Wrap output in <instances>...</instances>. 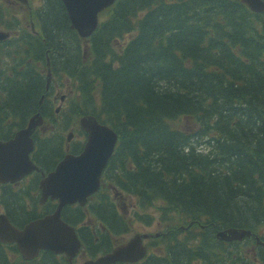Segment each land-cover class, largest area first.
<instances>
[{
	"label": "trees",
	"instance_id": "16d2710c",
	"mask_svg": "<svg viewBox=\"0 0 264 264\" xmlns=\"http://www.w3.org/2000/svg\"><path fill=\"white\" fill-rule=\"evenodd\" d=\"M47 3L44 35L31 53L27 36L9 49L0 45V139L41 110L33 158L49 169L61 157L64 132L91 113L119 134L107 179L117 193L159 210L170 231L155 239L162 257L143 264H252L243 242L217 241L214 232L264 233V11L240 0H115L96 31L79 38L61 2ZM46 56L55 76L71 83L58 121L44 89ZM22 195L0 193L15 224L42 214L25 210ZM106 196L62 210L73 225L92 221L78 229L91 253L110 250L130 230ZM96 220L104 229L99 240ZM189 223L193 232L177 229ZM175 229L186 240L177 241ZM0 264L23 263L13 245L0 243Z\"/></svg>",
	"mask_w": 264,
	"mask_h": 264
},
{
	"label": "water",
	"instance_id": "95a60500",
	"mask_svg": "<svg viewBox=\"0 0 264 264\" xmlns=\"http://www.w3.org/2000/svg\"><path fill=\"white\" fill-rule=\"evenodd\" d=\"M62 1L71 22L70 26L76 29L80 36H88L92 32L96 26L97 12L113 2ZM242 1L254 11L264 9L263 0ZM40 122V115L35 113L30 117L28 125L18 130L14 138L6 142L0 141V181L15 180L35 168L28 156L32 148L30 133ZM80 124L87 132L82 152L78 155L66 154L39 183L42 199L50 195L58 200L53 213L30 221L22 229H17L5 215H0V240L15 242L24 258L34 256L40 248H47L53 252H64L71 264V257L79 246L74 228L60 218V209L64 204L74 201L82 204L86 196L96 189L100 170L111 154L117 137L114 131L99 124L93 116H83ZM245 234H249V231L226 228L218 231L216 237L231 240L240 239ZM141 236L146 235H135L129 242L83 264H111L117 260H134L144 253L143 247L140 246Z\"/></svg>",
	"mask_w": 264,
	"mask_h": 264
},
{
	"label": "flooded vegetation",
	"instance_id": "af4514ba",
	"mask_svg": "<svg viewBox=\"0 0 264 264\" xmlns=\"http://www.w3.org/2000/svg\"><path fill=\"white\" fill-rule=\"evenodd\" d=\"M35 0H32L34 2ZM40 1V0H38ZM30 4V0H28L27 4H22L19 0H0V30L6 31L9 34H12L14 38H18L19 32H22L24 34H30V41L28 42L30 44V53L31 49L33 48V45H31L35 40L39 41L40 39H36L35 36V26L41 28L39 25H37L36 22H41V26L43 27L44 24V18L45 13L47 11V4L45 6V9L38 14L36 12V5ZM40 5V4H38ZM49 5V4H48ZM64 9V7H63ZM65 15L66 11L64 9ZM67 16V15H66ZM54 100L56 98V95L53 96ZM32 198V197H30ZM36 205V204H35ZM27 208L30 209V203L28 204ZM26 210V208H25ZM33 210V209H31ZM30 210V211H31ZM36 211V208H35ZM96 229H94L92 232H95ZM85 233L88 231L85 230ZM89 234V233H88ZM100 234V232H98ZM90 235V234H89ZM83 239V236H82ZM92 240V238H90ZM47 253V254H46ZM41 260L45 258V254L47 256H53L49 251L43 250L42 251ZM56 258V257H55ZM45 260V259H44ZM55 264H58L57 261L53 258ZM30 264H36V262H32L30 260Z\"/></svg>",
	"mask_w": 264,
	"mask_h": 264
},
{
	"label": "rangeland",
	"instance_id": "374dc122",
	"mask_svg": "<svg viewBox=\"0 0 264 264\" xmlns=\"http://www.w3.org/2000/svg\"><path fill=\"white\" fill-rule=\"evenodd\" d=\"M130 203L132 204V200L130 201ZM149 212H151V211L149 210ZM156 229H157L156 225L150 226V225H145L142 222H134L133 230L129 234H127V237H129L130 235H132L135 232H145L146 230L153 232ZM124 235H126V234H124ZM80 258L78 259L77 263L81 261ZM49 262H51V261L49 260Z\"/></svg>",
	"mask_w": 264,
	"mask_h": 264
},
{
	"label": "bare ground",
	"instance_id": "6f19581e",
	"mask_svg": "<svg viewBox=\"0 0 264 264\" xmlns=\"http://www.w3.org/2000/svg\"><path fill=\"white\" fill-rule=\"evenodd\" d=\"M43 47V46H42ZM78 53V52H77ZM76 56V55H75ZM11 78V77H10ZM51 122V121H50Z\"/></svg>",
	"mask_w": 264,
	"mask_h": 264
}]
</instances>
